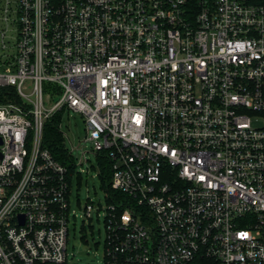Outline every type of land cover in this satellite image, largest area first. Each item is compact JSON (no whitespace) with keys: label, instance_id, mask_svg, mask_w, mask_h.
Wrapping results in <instances>:
<instances>
[{"label":"built area","instance_id":"obj_1","mask_svg":"<svg viewBox=\"0 0 264 264\" xmlns=\"http://www.w3.org/2000/svg\"><path fill=\"white\" fill-rule=\"evenodd\" d=\"M5 96L0 264L68 260V169L43 147L63 110L126 195L106 193L109 263L264 264V0H0Z\"/></svg>","mask_w":264,"mask_h":264},{"label":"rangeland","instance_id":"obj_2","mask_svg":"<svg viewBox=\"0 0 264 264\" xmlns=\"http://www.w3.org/2000/svg\"><path fill=\"white\" fill-rule=\"evenodd\" d=\"M58 114L66 147L72 151L77 164L71 178L72 218L69 224L68 260L103 264L107 236L105 213L108 201L107 191L98 175L101 170L100 162L93 151L92 143L85 141L87 132L84 116L73 110H63ZM84 151L87 153L81 165L80 159ZM87 204L94 205L91 218L85 215Z\"/></svg>","mask_w":264,"mask_h":264},{"label":"trees","instance_id":"obj_3","mask_svg":"<svg viewBox=\"0 0 264 264\" xmlns=\"http://www.w3.org/2000/svg\"><path fill=\"white\" fill-rule=\"evenodd\" d=\"M12 97L5 96L1 98V101H8ZM59 114L56 113L45 123L44 136H43V147L47 148L53 155L55 159L64 164L68 169V179L71 183V178L75 172L76 161L74 156L69 152V149L66 147L64 141L63 132L59 126ZM97 157L100 162V173L98 174L102 179L103 186L108 192L109 202H119L121 198H126V195L123 193L113 190L110 186V177H111V160L108 157L105 151L98 152ZM128 204H123L121 208L127 206ZM64 264H93V263H79V262H70L67 260ZM103 264H111L105 259ZM118 264H130V263H118Z\"/></svg>","mask_w":264,"mask_h":264}]
</instances>
